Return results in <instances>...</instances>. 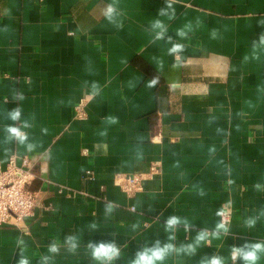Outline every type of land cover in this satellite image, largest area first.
Returning a JSON list of instances; mask_svg holds the SVG:
<instances>
[{
	"label": "crops",
	"instance_id": "obj_1",
	"mask_svg": "<svg viewBox=\"0 0 264 264\" xmlns=\"http://www.w3.org/2000/svg\"><path fill=\"white\" fill-rule=\"evenodd\" d=\"M109 3L0 0V167L29 156L41 199L23 225L0 226V264H96L87 245L99 241L120 248L113 264H131L157 240L176 249L162 264L214 255L232 264V246L264 240V0H176L165 16L167 0H115L113 22L102 14ZM157 19L167 27L159 41ZM169 37L185 46L179 60ZM22 121L28 141L7 140L5 128ZM154 164L127 196L117 176ZM225 208L229 230L217 239ZM173 215L182 223L170 240ZM205 230L194 254L182 251Z\"/></svg>",
	"mask_w": 264,
	"mask_h": 264
},
{
	"label": "clouds",
	"instance_id": "obj_2",
	"mask_svg": "<svg viewBox=\"0 0 264 264\" xmlns=\"http://www.w3.org/2000/svg\"><path fill=\"white\" fill-rule=\"evenodd\" d=\"M176 0H167V8H162L159 12V15L165 16L169 14V9H172V15H174V9L172 8L173 4ZM105 19L109 22H113L116 15H117V7L115 4V0L113 3H109L102 12ZM152 31L155 33L154 39L159 41L165 38L167 33V27L165 26L162 20H154L151 25ZM188 31H191V25H185L182 29H177V35L181 38H187ZM212 37H216V32L213 30ZM261 42L264 43V37L261 38ZM168 43L171 45L167 53L170 56H173L177 60H179L180 54L184 52L185 46L182 43L173 42L171 37L168 38ZM179 63H174L173 67H180ZM156 80H152L150 82V86L155 85ZM23 99L21 95L19 97ZM21 109L19 107L12 109L8 112V118L13 121H21ZM30 127L27 121H22L21 126L17 127L15 124L8 125L5 128L6 132V139L9 141L15 140L18 143H25L28 141V134L25 131ZM30 147V145H29ZM255 187L259 189L260 185L256 184ZM114 205L109 203L105 207L106 214H111L113 211ZM217 215H223V213L218 212ZM182 223L181 218L178 216H170L165 221V230L168 232H172L173 235L169 237V239H174V230L178 225ZM185 227H187V222L184 221ZM246 225L248 228H254L256 225L255 219H248L246 221ZM91 227L94 229L96 228L95 224H92ZM228 227L224 221H221L216 225V230L211 234L213 237L219 239L221 232L227 233ZM208 232L201 231L196 237V244H189L184 246L182 251L186 252L187 254L191 255L194 254L196 251V247L201 242H206L208 239ZM66 241L71 244V251H75L78 247L76 242V237L70 236L66 238ZM89 250L90 257L96 262V264H113L120 257V248L117 246L115 241H99V242H89L87 245ZM59 251L58 246L53 243L49 246V252L57 253ZM173 251H176L175 247L171 243L161 245L159 240L155 241L150 246H145L143 249L137 251L134 259L131 261V264H162V262L166 259V257ZM264 257V240L259 241H246L241 246H232L230 251V258L232 264H236L237 261H240L241 264H258L261 258ZM45 261L48 260V257L44 258ZM20 264H28L26 259H21ZM201 264H225L224 257L220 255H214L211 257H206L201 261Z\"/></svg>",
	"mask_w": 264,
	"mask_h": 264
},
{
	"label": "built area",
	"instance_id": "obj_3",
	"mask_svg": "<svg viewBox=\"0 0 264 264\" xmlns=\"http://www.w3.org/2000/svg\"><path fill=\"white\" fill-rule=\"evenodd\" d=\"M85 104L76 107V116L83 117ZM34 162L29 156L12 155L5 168L0 167V226H21L27 217L32 216L40 202V191L32 188L37 178ZM158 172L154 164L148 172L124 173L117 176V183L129 197L135 196L143 189L144 180ZM134 209V207H132ZM222 221H230L231 211L223 210Z\"/></svg>",
	"mask_w": 264,
	"mask_h": 264
}]
</instances>
